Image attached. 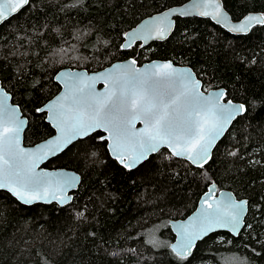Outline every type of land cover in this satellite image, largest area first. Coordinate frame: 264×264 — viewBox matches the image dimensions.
<instances>
[{"label": "trees", "instance_id": "16d2710c", "mask_svg": "<svg viewBox=\"0 0 264 264\" xmlns=\"http://www.w3.org/2000/svg\"><path fill=\"white\" fill-rule=\"evenodd\" d=\"M187 1L32 0L0 26V80L29 119L27 145L54 135L37 109L60 91L54 78L64 68L171 60L191 67L203 89L224 88L247 108L203 168L163 149L127 170L101 132L76 142L45 165L81 175L71 204L25 206L0 191V264H264V25L239 36L210 19L179 18L168 40L122 48L141 20ZM222 1L234 20L264 13V0ZM214 182L248 199L238 237L211 234L184 260L148 242L152 231L172 242L169 221L188 216Z\"/></svg>", "mask_w": 264, "mask_h": 264}, {"label": "snow or ice", "instance_id": "6c2138e0", "mask_svg": "<svg viewBox=\"0 0 264 264\" xmlns=\"http://www.w3.org/2000/svg\"><path fill=\"white\" fill-rule=\"evenodd\" d=\"M28 3L29 0H3L0 21L7 19L5 8L14 13ZM194 7L205 9L198 14L211 15L218 22L227 19L219 0H204L203 4ZM208 8L213 11H207ZM254 23H264V15H249L229 30L246 32ZM158 31L163 35L162 30ZM156 69L150 73L133 69L70 78L65 82L66 94L37 109L49 113L48 118L59 136L36 150L21 146L26 121L20 118L18 109L7 105V94L4 93L5 99H0V189H7L26 204L35 200L50 202L49 196L64 203L70 199L64 193L75 187L78 177L55 179L53 174L36 172L38 163L62 151L74 139L98 129L107 134L98 139L111 141L112 155L127 169L135 167L161 147L169 149L172 156L185 157L202 167L215 139L244 106H221L219 99L203 96L198 91L199 81H190V73H177L171 64L158 65ZM100 79L104 80L106 90L96 93L95 83ZM137 122L143 127L138 129ZM210 200L211 197L204 201L206 207L202 206L197 217L198 227L196 222L180 226L182 239L178 246H172L178 259H186L194 241L216 227L230 226L231 231L238 232L247 201L235 202L229 198L226 203H210Z\"/></svg>", "mask_w": 264, "mask_h": 264}, {"label": "water", "instance_id": "95a60500", "mask_svg": "<svg viewBox=\"0 0 264 264\" xmlns=\"http://www.w3.org/2000/svg\"><path fill=\"white\" fill-rule=\"evenodd\" d=\"M32 0H29V3L27 5H25L24 7L20 8L18 11L16 12H9L7 8H5V12L7 13V19H4L3 21H0V26H2L6 21H8L9 19H11L12 17L16 16L17 14H19L21 11H23L26 7L29 6L30 2ZM3 0H0V3H2ZM204 0H188L187 2H185L184 4L178 5V6H173L170 7L168 9H165L161 12L155 13L151 16H148L146 18H144L143 20H141L135 27H133L132 29H130L129 31L126 32V34L124 35V41L122 44V48L124 50H128L130 48H133L135 45H140L141 47H148L149 45H151L154 42H164L166 40H168L174 30H175V26H176V22L177 19L179 18H183V19H187V18H193V17H197V18H203V19H210L213 23H215L216 25L221 26L223 29H225L227 32L233 34V35H247L249 34L252 29L256 26L259 25H264V23H254L252 24L249 29L246 32H234V31H230L229 29L233 26V25H237L239 23H241L246 17H248L249 15H254V16H262L264 15V13L262 12H251L246 14L245 16H243L241 19L239 20H234L231 16V14L225 9L223 1L219 0V3L221 4V8H222V12L224 14H226L227 19L223 20L221 19L219 22L217 19H214L213 16L209 15V16H204V15H200L198 14L199 11H203L205 9L203 8H198V7H194V5H200L203 4ZM207 11L212 12L213 9L212 8H208ZM165 14H167V18L165 19ZM159 30H162L163 35L159 34ZM135 34V38H132L133 35ZM130 45V46H129ZM132 61H135V64H131ZM164 64H171L173 69H175L177 71V73H184V74H189L190 73V81H199V87H198V91L200 93L203 94V96L205 97H214L219 99V103L221 106H227V107H239L240 105L244 106V110L242 112L237 113L234 118H232L228 124L226 125L225 131L218 137L215 139L212 147L209 149V156L208 159L204 162H202L203 166L201 167L200 164H193L191 161H189L188 159H186L185 157H176L173 156L177 159H181L184 160L186 162H188L191 166L195 167V168H203L206 165H208V163L211 161L212 157H213V153L215 148L217 147V145L225 138L226 134L228 133V131L230 130L231 126L233 125L234 121L239 117L242 116L245 112H246V106L243 103L240 102H234L232 100H228L227 99V94H226V90L224 88H215V89H209L208 91H204L203 89V82L198 78L197 74L195 73V71L189 67V66H183V65H177L175 64L173 61L171 60H151L148 62H144L143 64H139L137 62V60H135L134 58H128L126 60H122V61H116L114 63H112L109 66H106L105 68L98 70V71H94V72H90L87 69H71V68H64L62 70H60L56 75H55V82L60 86V91L59 93L53 97L51 100H49L43 107L44 108L46 105H49L51 102H53L54 100H56L57 97L63 96L64 94H66V92L68 91V89L65 86V82L69 81L70 78H74L76 76H83V77H91V76H97L100 73H107L109 71H112L113 73H119V72H125V71H132L133 69L141 72V73H150L153 69H156V66L158 65H164ZM131 65V67H129ZM119 66V67H118ZM159 71H163V69H156ZM0 99H5V97L3 96L4 93L7 94L6 97V103L8 106L12 107V108H16L18 109V115L20 116V118L22 120L26 121V124L23 127L22 133H21V146L25 149H29V150H36L38 149L39 146L41 145H45L49 140H54L57 136H59V132L58 130L53 127V122L49 120V113L47 111L44 112H40L42 114H45L46 116V122L52 127V129L54 130V135H52L51 137L47 138L46 140H43L35 145H27L25 144V132L27 130L28 124H29V119L23 114L21 108L19 105L15 104L13 102L12 99V95L3 87L2 82L0 80ZM106 90V85L104 83L103 79L97 80L95 83V92L96 93H103ZM223 95H220V94ZM230 102V104H229ZM136 127L142 128L143 125L140 122H137ZM97 132H101L104 136L107 135L106 133H104L102 130H97L96 132L91 133L88 136H84V137H80L77 139H74L71 143H69L66 147H64V149L62 151L57 152L55 155H49L47 156L45 159H43L42 161H39L38 163V167L36 168V172L38 173H46V174H53L55 179H63L65 177H71V176H75L78 177V180L75 183V187H71L68 188L66 190V192L64 193V195H66L67 197H69L70 199H67L64 203H60L59 200L57 199H51V197L49 196V200L50 202H47L46 200H35L32 203H24L21 200H19L16 196H14L11 192H9L7 189H0V191H4L7 192L8 194H10L13 198H15L19 203L25 205V206H33L36 204H57L59 207H65L69 204H71L74 200V193L76 191H78L80 185H81V180L82 177L81 175L73 170H69V169H65V168H58V169H48L45 167V165L52 159L60 156L62 153H64L66 150H68L73 144H75L76 142L80 141V140H84L86 138H88L89 136H92L93 134L97 133ZM107 141V148L109 151V154L111 156V158H113L114 160H116V158L112 155V152L110 150V143L111 141ZM166 149L170 154L171 151L169 149H167L166 147H161L159 149V151L157 152H152L149 153L147 159L143 160L142 162H140L139 164H137L135 167H132L130 169L125 168L122 164H120V162L118 160H116L118 162L119 165H121L122 167H124L127 170H134L137 167H139L140 165H142L143 163H145L151 156L156 155L158 152H160L161 150ZM127 162V161H126ZM59 195V194H58ZM209 197H211V200L209 201L210 203H215L217 201L222 202V203H226L229 201V198L231 199V201H235V202H241V201H247V204L245 205V210L241 219V226L238 230L237 233H234L233 231L230 230V226L229 227H216L214 230H210L207 232V234L203 235L202 238L200 239H196L194 241V246L191 248L190 253L187 255V258H189L190 256H192L197 244L202 241L203 239H205L206 237L210 236L211 234L217 233V232H227L230 235L234 236V237H238L239 234L243 231V229L245 228V224H246V218L248 216L249 213V202L248 199L246 198H242L239 199L233 191L229 190V189H219L217 183H212L209 185L208 189L201 195V197L198 200V203L195 207V209L185 218H181V219H173L169 221V226L170 229L174 235V239L170 244V249L172 250V246L173 245H179L180 241L182 239L181 237V225H191L193 224V222H196L197 227L199 226V221L197 220V217L200 215L201 210H202V206L206 207L204 205V201L205 199H208ZM175 254V253H174Z\"/></svg>", "mask_w": 264, "mask_h": 264}, {"label": "rangeland", "instance_id": "374dc122", "mask_svg": "<svg viewBox=\"0 0 264 264\" xmlns=\"http://www.w3.org/2000/svg\"><path fill=\"white\" fill-rule=\"evenodd\" d=\"M148 242L157 249H161L166 246L169 247L171 244V240L161 236L159 231H152L151 234L148 235Z\"/></svg>", "mask_w": 264, "mask_h": 264}, {"label": "flooded vegetation", "instance_id": "af4514ba", "mask_svg": "<svg viewBox=\"0 0 264 264\" xmlns=\"http://www.w3.org/2000/svg\"><path fill=\"white\" fill-rule=\"evenodd\" d=\"M209 89H204V91H208ZM59 93V92H58Z\"/></svg>", "mask_w": 264, "mask_h": 264}]
</instances>
